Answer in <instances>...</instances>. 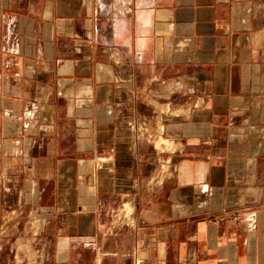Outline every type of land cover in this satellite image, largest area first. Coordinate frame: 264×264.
<instances>
[{"label":"crops","instance_id":"0c3cea01","mask_svg":"<svg viewBox=\"0 0 264 264\" xmlns=\"http://www.w3.org/2000/svg\"><path fill=\"white\" fill-rule=\"evenodd\" d=\"M17 232L61 263L264 264V0H0Z\"/></svg>","mask_w":264,"mask_h":264},{"label":"rangeland","instance_id":"374dc122","mask_svg":"<svg viewBox=\"0 0 264 264\" xmlns=\"http://www.w3.org/2000/svg\"><path fill=\"white\" fill-rule=\"evenodd\" d=\"M152 105L157 108L155 103L152 102ZM165 111H168L167 107ZM157 131H160V124H158ZM157 131H155V133H157ZM140 132L143 133L142 136H140L142 141L152 145L156 152L170 149L166 147L160 148L155 145V133L148 132L146 122L141 123ZM168 173V167L165 166L164 163H161L155 170V176L158 177L159 184L163 180V175ZM133 211L132 205H122L119 201L115 204L114 210L109 217L115 225H119L124 218L130 221V214ZM20 236L21 232H17L14 236H5L2 241H0V264H77L75 262L61 263V259H59L58 262L55 261V258L52 256L53 246L47 245L46 242H41L36 235L33 240L29 239L27 241H21ZM108 260L109 261L105 264H138L136 261H128L126 257L121 256H110Z\"/></svg>","mask_w":264,"mask_h":264}]
</instances>
